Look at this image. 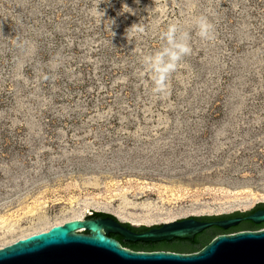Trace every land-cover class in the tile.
<instances>
[{
	"label": "rangeland",
	"instance_id": "1",
	"mask_svg": "<svg viewBox=\"0 0 264 264\" xmlns=\"http://www.w3.org/2000/svg\"><path fill=\"white\" fill-rule=\"evenodd\" d=\"M98 10L102 19L96 0H0V242L14 233L1 225L29 213L32 227L88 210L150 226L148 213L264 203V0H102ZM200 16L214 39L198 36ZM172 23L192 51L158 97L143 59L167 46Z\"/></svg>",
	"mask_w": 264,
	"mask_h": 264
},
{
	"label": "water",
	"instance_id": "2",
	"mask_svg": "<svg viewBox=\"0 0 264 264\" xmlns=\"http://www.w3.org/2000/svg\"><path fill=\"white\" fill-rule=\"evenodd\" d=\"M256 205L238 212L249 211ZM110 215L103 219L74 218L21 238L0 248V264H264V227L220 233L192 252L136 250L122 246L107 235L119 233L131 241L193 239L195 234L213 225L228 228L241 219L255 223L264 221V209L246 217L218 220H200L194 216L176 218L147 226L149 228L142 232L133 231L124 223L133 227L138 224ZM80 229L88 233L80 232Z\"/></svg>",
	"mask_w": 264,
	"mask_h": 264
},
{
	"label": "flooded vegetation",
	"instance_id": "3",
	"mask_svg": "<svg viewBox=\"0 0 264 264\" xmlns=\"http://www.w3.org/2000/svg\"><path fill=\"white\" fill-rule=\"evenodd\" d=\"M261 209H264V203L257 204L254 208H252L249 211H245V212H238L237 211V212H234L232 214H228L226 216H223L221 218L211 219V220H218V219H224V218H233V217H246L247 215L251 214L252 212H255V211L261 210ZM42 211L43 210H40V211H38L36 213H39L40 216H43ZM88 211H85V213H84L85 215L83 214V216H81L80 218H82V217L85 218L86 217V218L103 219V218L108 217V216H105V215H95V214H92L93 212L89 213ZM86 212H88V213H86ZM32 215L33 214H30V213L29 214H25V215H21V217H19V219H18V221H19L18 223L19 224H17V222H13L14 223V227H13L14 228V230H13L14 233H12V235H13L12 242H14L16 240H19L20 238H24V237H26V236H28L30 234H33V233L45 231V230L49 229L51 226H53L55 224H62L63 222H65L67 220H71V219L75 218V217H71L70 216V217H67L65 219V217L68 215L67 214L63 218L56 219L54 222H48L47 226L40 227V228H37V229H31V228H34V226L32 227L31 224L33 222L34 223L36 222L35 217L33 219L29 218ZM25 216L28 217V218H26L28 220V223H26L25 225H22L21 224V220ZM38 219H42V218L40 217ZM200 220H203V219H200ZM152 224H155V223H152ZM17 225H19V228H16ZM141 226H146V225H144V224H142V225L139 224L138 225V227H141ZM138 227H134V228H131V229L133 231H136V232L144 231L143 229L136 230L135 228H138ZM263 227H264V221H261L259 223H255V222H253L251 220H248V219H241L236 225L230 226L228 228H221V227H218V226H215V225L210 226V227L204 229L203 231L195 234L193 236V239H186V240H183V241H179V240H177L175 238H173L171 240H160V241H141V240L131 241V240H126L119 233L110 232L107 235L109 237L114 238L117 241H119L122 246L125 245V247H128V248H129L130 245L131 246L135 245L137 247V249H139V250H159V249H163V250H172V251H177V252H192V251H196V250H199L200 248H202L214 236H216V235H218L220 233H230V232H235V231H239V230H247V229L253 230V229H259V228H263ZM79 231L83 232V233H88V231L85 230V229H80ZM19 232H22V233L18 234ZM12 242H9L8 244H10ZM3 246H5V245H3Z\"/></svg>",
	"mask_w": 264,
	"mask_h": 264
},
{
	"label": "clouds",
	"instance_id": "4",
	"mask_svg": "<svg viewBox=\"0 0 264 264\" xmlns=\"http://www.w3.org/2000/svg\"><path fill=\"white\" fill-rule=\"evenodd\" d=\"M102 0H96V10L101 12V19L104 16L102 10H98V5ZM128 10L125 12L133 13V10L125 5ZM134 14V13H133ZM113 23V21H112ZM195 25L198 28V36L203 40L214 39L213 25L207 17L200 16L195 20ZM134 33H144L145 29L139 23L133 24L130 28ZM114 35V33L112 32ZM161 38L166 40L167 46L154 54H149L144 57L143 63L147 64L153 70L154 87L152 92L154 95L167 96L169 94V78L174 73L182 59L189 55L192 51L189 40L190 34L187 31H182L176 23L169 24L167 30L161 33Z\"/></svg>",
	"mask_w": 264,
	"mask_h": 264
},
{
	"label": "bare ground",
	"instance_id": "5",
	"mask_svg": "<svg viewBox=\"0 0 264 264\" xmlns=\"http://www.w3.org/2000/svg\"><path fill=\"white\" fill-rule=\"evenodd\" d=\"M86 205H89V204H86ZM90 206H92V205H90ZM92 207H94V206H92ZM95 207H97V206H95ZM83 211H76V212H70L66 217H65V219L67 218V217H75V218H80L81 216H83ZM114 214L115 215H117L121 220H124V221H131V222H137L138 221V219H139V216H135V215H133V214H130V213H124V214H122V213H116V212H114ZM151 214L152 213H148V214H146V216H144V218H141L140 220L141 221H143V223H147V224H152V223H162V222H169V221H172V220H174V219H172L173 217H170V216H165V217H155V218H152V217H149V216H151ZM176 219V218H175ZM47 224H48V222L47 221H45V222H42L40 225H38V226H36V227H34V228H31V229H37V228H40V227H44V226H47ZM1 227H6L5 229H7V231L8 232H12L13 230H14V228H13V226H2L1 225ZM23 232V231H22ZM22 232H20V233H22ZM36 233H38V232H36ZM34 234V233H33ZM31 235V234H30ZM29 236V235H28ZM25 238V237H24ZM21 239V238H20ZM2 240V239H1ZM17 241V240H16ZM9 242H12V240L11 239H9V240H5V241H2V242H0V244H6V245H8V243ZM15 242V241H14ZM13 243V242H12ZM11 244V243H10ZM5 245V246H6ZM4 247V246H3ZM2 248V247H1Z\"/></svg>",
	"mask_w": 264,
	"mask_h": 264
},
{
	"label": "trees",
	"instance_id": "6",
	"mask_svg": "<svg viewBox=\"0 0 264 264\" xmlns=\"http://www.w3.org/2000/svg\"><path fill=\"white\" fill-rule=\"evenodd\" d=\"M92 214H95V215H105V216H111L110 214L108 213H104V212H93ZM223 216H226V215H219V216H194L195 218H198V219H203V220H211V219H217V218H221ZM126 226L130 227V228H134L132 227L131 225H129L128 223H124ZM149 227L147 226H141V227H138V228H135L136 230H146L148 229ZM179 241H183V240H186V239H183V238H175ZM125 246V245H124ZM129 248L131 249H137V247L135 245H130Z\"/></svg>",
	"mask_w": 264,
	"mask_h": 264
}]
</instances>
